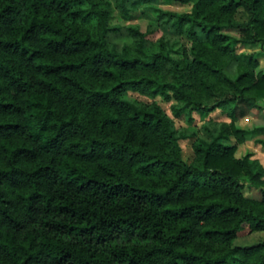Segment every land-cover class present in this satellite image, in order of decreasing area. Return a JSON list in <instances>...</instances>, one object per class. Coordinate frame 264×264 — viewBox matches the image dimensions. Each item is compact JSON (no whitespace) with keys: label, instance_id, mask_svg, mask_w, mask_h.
I'll return each mask as SVG.
<instances>
[{"label":"trees","instance_id":"trees-1","mask_svg":"<svg viewBox=\"0 0 264 264\" xmlns=\"http://www.w3.org/2000/svg\"><path fill=\"white\" fill-rule=\"evenodd\" d=\"M170 1L189 9L155 7L140 30L109 23L106 0H0V264H264V239L232 243L264 230V166L235 155L251 129L233 121L264 99L255 53L235 49L264 41V0ZM166 30L188 53L170 55ZM126 90L229 120L204 124L186 160L193 131Z\"/></svg>","mask_w":264,"mask_h":264},{"label":"rangeland","instance_id":"rangeland-1","mask_svg":"<svg viewBox=\"0 0 264 264\" xmlns=\"http://www.w3.org/2000/svg\"><path fill=\"white\" fill-rule=\"evenodd\" d=\"M108 6L111 8L109 23L111 24H136L140 30H145L149 22H153L156 17L155 7L161 9H171L176 11H183L189 9V3H178L170 0H155L150 3H139L128 14H122L114 8L111 0H106ZM235 20L242 21L245 19V13L239 8L235 13ZM161 33L159 29L146 36L145 43L147 45L154 46L157 36ZM169 36H175L176 40L172 44L169 51L173 57H180L182 51L188 53L190 41L183 35H173L168 30L165 31ZM236 51H252L255 53L257 64L255 70H264V41H257L254 44H236ZM233 62L230 63L231 67ZM123 95L133 100H142L149 102L155 101L162 110L172 119L175 127L187 128L192 130L194 135L191 137L179 138L178 142L181 147V155L184 159L189 160L192 156L191 142L195 138L207 137L204 129V124L215 127L218 122L223 120H229L228 115L223 108H214L206 115H199L196 111L191 112L192 119L188 120L185 113L182 112L179 116H173L169 109V104L172 102L170 99H165L160 95L152 97L139 94L132 90H126ZM261 107H251L245 103H238L236 105V118L233 120L239 127H245L251 129L244 135L243 141L239 142L235 148V155L239 156L246 151L251 152L252 157H256L258 161L264 166V112L262 110L264 106V99L257 98L256 101ZM242 110L243 114H238ZM263 183L260 187H264V173L261 175ZM259 186H249L244 182L243 194L251 197L260 196ZM264 239V230L250 231L247 226H243L239 229L238 234L232 239L233 244L247 245L259 240Z\"/></svg>","mask_w":264,"mask_h":264},{"label":"crops","instance_id":"crops-1","mask_svg":"<svg viewBox=\"0 0 264 264\" xmlns=\"http://www.w3.org/2000/svg\"><path fill=\"white\" fill-rule=\"evenodd\" d=\"M237 125V124H236Z\"/></svg>","mask_w":264,"mask_h":264}]
</instances>
